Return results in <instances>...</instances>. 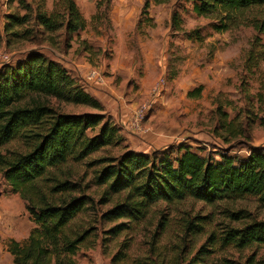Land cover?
Here are the masks:
<instances>
[{
	"label": "rangeland",
	"instance_id": "1",
	"mask_svg": "<svg viewBox=\"0 0 264 264\" xmlns=\"http://www.w3.org/2000/svg\"><path fill=\"white\" fill-rule=\"evenodd\" d=\"M25 1L32 7L28 20L7 30L8 16H21L25 10L17 0H0V68L32 51L58 61L90 95L106 103L102 104L122 137L119 145L81 161L69 160L42 180V190L47 191L50 177L67 179L77 185L76 190L60 197L86 198L85 207L67 227L71 235L87 231L73 260L77 264H168L171 257L181 255L200 264H264V246L236 249L221 242L226 226L239 227L250 219H234L226 210H242L264 220V208L251 197L212 204L191 198L158 202L140 221L109 220L105 211L124 194L103 199L105 187L94 182L99 168L94 161L126 150L167 152L173 157L179 146H185L213 159L222 154L245 157L254 147L264 150V59L252 68L248 62L250 52L264 50V30L252 25L262 22L264 7L250 8L241 16L244 23L216 31L214 19L198 15L188 0H150L145 14H141L144 0H75L86 21L84 29L66 32L62 27L48 32L33 20L38 1ZM44 2L47 10L53 7V0ZM173 13L180 17L179 29L172 24ZM90 69L100 76L101 84L85 82ZM197 86L199 95L189 97ZM40 100L59 112L96 111L52 97ZM142 102L148 108L143 119L134 122L133 112ZM222 112L230 128L220 126ZM23 148L22 139H15L1 146L0 154ZM26 204L0 168V264H13L9 245L24 244L37 228ZM188 222L194 224L190 229ZM118 224L126 227L110 232ZM123 246L126 258L112 262Z\"/></svg>",
	"mask_w": 264,
	"mask_h": 264
},
{
	"label": "trees",
	"instance_id": "2",
	"mask_svg": "<svg viewBox=\"0 0 264 264\" xmlns=\"http://www.w3.org/2000/svg\"><path fill=\"white\" fill-rule=\"evenodd\" d=\"M17 1L25 14L9 15L7 30L23 25L32 12L25 0ZM36 1L33 20L43 30L56 32L63 27L66 32H75L84 29L86 21L75 0H53L50 10L45 8L44 0ZM188 1L193 3L198 15L214 19L212 27L216 31L238 26L244 23L241 16L248 9L264 7V0ZM149 4L150 0H144L141 14L147 12ZM96 5L99 7V3ZM171 19L174 28L179 29V15L173 13ZM252 25L264 30V19ZM260 59H264V50L250 52L249 67H255ZM200 89L197 86L188 96L199 95ZM43 97L83 104L96 111L59 112L41 101ZM226 115L221 113L220 126L228 128L230 121H226ZM119 131L104 105L78 84L58 61L32 51L14 64L1 66L0 147L22 139L24 148L0 154V168L11 189L26 200V209L37 225L24 244L12 241L9 245L13 264H49L51 261L77 264L71 256L85 240L87 231L71 235L67 227L85 207L86 198L82 195L61 198L60 194L75 191L77 187L67 179L50 177L47 191L42 190V180L69 160L81 161L105 147L119 145L122 142ZM94 162L99 166L94 182L105 187L103 199L108 200L112 194H124L120 202L105 211L104 217L109 220L140 221L158 202L173 203L187 198L212 204L251 197L264 208V150L260 148H250L245 157L222 154L219 159L203 156L185 146H179L178 154L173 157L167 152L153 155L126 150L119 156L106 155ZM226 211L234 219H250L239 227L226 226L221 238L223 245L230 244L236 249L264 246L263 219L250 217L242 210ZM193 225L188 222L186 228ZM124 227L125 224H118L110 232L116 234ZM193 228L199 230L198 226ZM125 247L112 257V262L126 258ZM168 264L200 263L196 258L183 260L178 255L171 257Z\"/></svg>",
	"mask_w": 264,
	"mask_h": 264
},
{
	"label": "built area",
	"instance_id": "3",
	"mask_svg": "<svg viewBox=\"0 0 264 264\" xmlns=\"http://www.w3.org/2000/svg\"><path fill=\"white\" fill-rule=\"evenodd\" d=\"M85 82L87 84L98 83L101 84V78L100 76L94 71L93 69H90L88 73L85 75L84 78ZM148 108L147 102H142L133 112V117L135 118L134 122H140L141 119H143L145 112Z\"/></svg>",
	"mask_w": 264,
	"mask_h": 264
},
{
	"label": "crops",
	"instance_id": "4",
	"mask_svg": "<svg viewBox=\"0 0 264 264\" xmlns=\"http://www.w3.org/2000/svg\"><path fill=\"white\" fill-rule=\"evenodd\" d=\"M88 85H90V84H88ZM102 103L104 104L105 102H102ZM105 104H106V103H105ZM105 104H104V105H105ZM105 106H106V105H105ZM109 109H110V108H109V107H107V110H109Z\"/></svg>",
	"mask_w": 264,
	"mask_h": 264
}]
</instances>
